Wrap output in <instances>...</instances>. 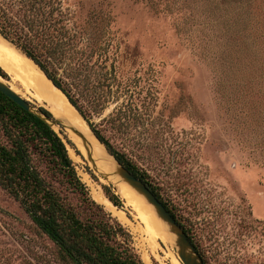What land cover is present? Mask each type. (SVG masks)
<instances>
[{
    "label": "rangeland",
    "instance_id": "obj_1",
    "mask_svg": "<svg viewBox=\"0 0 264 264\" xmlns=\"http://www.w3.org/2000/svg\"><path fill=\"white\" fill-rule=\"evenodd\" d=\"M64 2L78 27H108L124 49L134 52L137 77L143 83L147 78L152 88L142 93L148 105L143 115L124 119L119 129L97 126L114 104L91 123L147 170L170 211L190 231L205 264H264V83L237 85L248 83L250 67L243 58L246 45L236 33L250 16L259 23L264 46V0ZM239 49L243 54L238 55ZM218 83L225 85V94L218 93ZM0 144L11 145L1 121ZM72 147L79 162L66 149L78 181L130 232L144 264H182L174 234L115 174L114 162L105 171ZM32 160L59 196L81 212L80 195L59 169L39 154L32 153ZM118 182L136 194L137 207L127 203ZM104 188L122 207L108 201ZM0 264H58L54 245L1 187Z\"/></svg>",
    "mask_w": 264,
    "mask_h": 264
},
{
    "label": "trees",
    "instance_id": "obj_2",
    "mask_svg": "<svg viewBox=\"0 0 264 264\" xmlns=\"http://www.w3.org/2000/svg\"><path fill=\"white\" fill-rule=\"evenodd\" d=\"M245 20L236 33L246 45L243 58L249 60L250 70L248 83L237 85L257 88L260 81L264 83L263 35L252 17ZM0 35L31 60L66 97L108 154L148 186L197 249L190 231L170 211L147 170L114 148L97 128L110 125L119 129L124 119L143 115L148 106L142 93L146 88L148 95L151 84L147 78L144 77L143 83L137 77L134 52L124 49L108 27H78L64 0H0ZM241 54L239 49L238 55ZM145 75L149 77L148 73ZM0 76L4 78L1 69ZM216 87L218 93L225 94L223 83ZM112 104L115 105L112 112L94 126L91 120L101 117ZM40 111L52 119L49 111L43 108ZM0 121L11 143L9 147L0 144V187L54 245L58 264H144L130 232L89 197L76 177L65 145L47 123L1 92ZM31 152L59 169L70 182L81 197V212L45 181L32 163ZM104 192L113 206L122 207L108 188Z\"/></svg>",
    "mask_w": 264,
    "mask_h": 264
},
{
    "label": "bare ground",
    "instance_id": "obj_3",
    "mask_svg": "<svg viewBox=\"0 0 264 264\" xmlns=\"http://www.w3.org/2000/svg\"><path fill=\"white\" fill-rule=\"evenodd\" d=\"M0 67L4 69L10 76L9 80L3 79L0 76V82L10 87L12 91H14L23 99L34 102L38 105H42L53 115V118L60 120L67 126L74 127V129L78 131L79 134L82 135V137L86 140L84 143L80 136L73 133L69 129L61 130L57 127L53 128L54 131L59 133L60 138L65 143L66 148H68L71 157L75 161L79 162L80 158L74 154L72 146H75L78 150H81L84 156L87 154V146L92 153L94 160L98 161L97 166L105 169V171H109L107 170L108 168L112 170V165L114 162L113 159L108 155L105 148L96 140L87 123L68 102L66 97L52 85V83L45 77L42 71H40L29 59L22 56L1 38ZM108 180L111 182L112 177ZM117 188L119 192L127 198V203L133 202L135 207L138 206L135 202L138 197L131 190L132 188L130 189L120 182L117 183ZM102 199V202L105 203L108 208H113L104 197Z\"/></svg>",
    "mask_w": 264,
    "mask_h": 264
},
{
    "label": "water",
    "instance_id": "obj_4",
    "mask_svg": "<svg viewBox=\"0 0 264 264\" xmlns=\"http://www.w3.org/2000/svg\"><path fill=\"white\" fill-rule=\"evenodd\" d=\"M0 38L4 40L7 44H9L12 48H14L17 52H19L22 56L27 58L20 50H18L14 45H12L10 42H8L6 39H4L1 35ZM28 59V58H27ZM31 61V60H30ZM32 62V61H31ZM33 63V62H32ZM34 64V63H33ZM35 65V64H34ZM36 66V65H35ZM37 67V66H36ZM38 68V67H37ZM39 69V68H38ZM40 70V69H39ZM53 85V84H52ZM54 86V85H53ZM55 87V86H54ZM56 88V87H55ZM57 89V88H56ZM0 92L4 94L6 97H8L10 100H12L15 104H17L19 107L24 109L25 111L34 114L41 120H43L47 125L54 131V127H63L65 129L71 130L73 133L80 136V138L85 143V139L82 137V135L79 134L78 131L74 129L72 126H67L63 124L60 120H57L52 117V119L44 116L40 108L36 109L30 102L20 97L18 94H16L14 91L10 89L7 85L0 82ZM50 113V112H49ZM78 113V112H77ZM58 137L60 138L59 133L54 131ZM92 132V131H91ZM93 134V133H92ZM94 136V135H93ZM95 137V136H94ZM96 138V137H95ZM61 139V138H60ZM62 140V139H61ZM97 140V139H96ZM98 141V140H97ZM63 142V141H62ZM99 142V141H98ZM100 143V142H99ZM65 145V143L63 142ZM101 144V143H100ZM102 145V144H101ZM103 146V145H102ZM66 147V145H65ZM104 147V146H103ZM105 148V147H104ZM106 150V149H105ZM107 152V151H106ZM86 153L89 159H91L92 153L90 152L89 148L86 146ZM108 153V152H107ZM109 155V154H108ZM115 164V174L123 181L125 182L130 188H132L134 191H136L139 195H141L148 204H150L157 216L164 222L169 228V231L174 234L175 236V244L178 248L177 253L180 261L182 264H204L200 256L198 255L194 245L191 243V241L188 239L187 235L183 231V229L177 224V222L172 218L168 210L163 206V204L156 198V196L151 192V190L146 186V184L138 177H136L134 174H132L129 170H127L125 167L120 165L111 155H109Z\"/></svg>",
    "mask_w": 264,
    "mask_h": 264
}]
</instances>
